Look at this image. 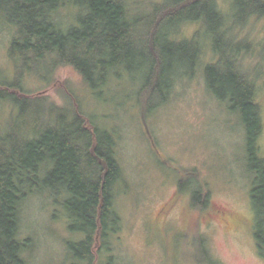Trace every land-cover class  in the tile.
Returning a JSON list of instances; mask_svg holds the SVG:
<instances>
[{
	"label": "trees",
	"instance_id": "16d2710c",
	"mask_svg": "<svg viewBox=\"0 0 264 264\" xmlns=\"http://www.w3.org/2000/svg\"><path fill=\"white\" fill-rule=\"evenodd\" d=\"M70 3L76 19L69 25L60 18V9ZM247 15L264 16V0H238ZM148 9L147 14L139 10ZM216 19L213 35L226 36L227 18L216 0H164L137 3L132 0H0V21L13 28L9 56L16 62L13 80L0 82V264H27L23 256L26 240L21 237L23 208L28 198L46 191L67 211L71 229L82 233L73 248L79 257L93 264L95 248L114 258L112 241L120 239L122 218L115 204L116 184L123 178L117 139L100 127L75 98V89L60 88L65 99L59 104L50 95L31 93L24 76L31 74L42 82L51 81L58 67L70 66L94 90L110 88L111 78L121 68L142 72L139 105L161 93V86L172 93L173 74L184 75L166 65L191 57V70L199 64L201 42L174 39L181 22ZM146 26L142 33L139 28ZM219 31H216V28ZM137 28V29H136ZM168 29V30H167ZM164 32V33H163ZM164 43H161L160 36ZM242 43V42H241ZM247 48V47H246ZM241 44L212 49L217 60L207 64L209 90L220 99H230L245 127L246 167L252 177L251 201L256 214L255 239L264 257V158L259 139L263 130L261 105L256 100L254 81L241 70ZM170 62V61H169ZM168 80L167 83V78ZM144 113L146 111L142 109ZM183 183H181V187ZM196 206L208 203L209 193L193 192ZM205 258L214 264L205 239ZM108 252H111L110 254Z\"/></svg>",
	"mask_w": 264,
	"mask_h": 264
},
{
	"label": "rangeland",
	"instance_id": "374dc122",
	"mask_svg": "<svg viewBox=\"0 0 264 264\" xmlns=\"http://www.w3.org/2000/svg\"><path fill=\"white\" fill-rule=\"evenodd\" d=\"M216 2L227 18L221 29H229L226 36L211 34L218 24L215 18L205 24L181 22L179 32L171 37L191 39L200 31L199 64L192 74L191 57L168 59L166 65L172 64L174 71L182 68L188 73L173 74L172 93L168 96L170 89L161 86V93L144 106L138 103L143 73L137 70L121 68L112 76L110 88L97 90L87 87L70 66L58 67L54 78L45 83L31 74L24 76L31 93L50 95L59 104L65 102L59 89L73 87L72 96L117 139L124 174L115 188L122 230L120 239L112 241L113 264H210L199 262L205 258L202 239L214 264H264L254 234L253 176L246 167L245 127L230 99H220L209 90L205 76L207 64L218 59L212 49L216 39L222 45L247 47L240 52V66L254 81L261 105L259 145L264 158V16L247 15L243 21L245 10L238 7V0ZM77 11L67 3L59 17L68 18L69 25ZM146 29L142 26L138 32ZM12 33L13 28L0 21V82L16 76V62L9 56ZM0 109L8 114L10 105ZM195 190H202L203 197L209 193L204 207L195 205ZM23 209L20 235L26 240L27 264H88L79 257L80 250L73 248L82 233L71 229L66 209L50 193H34ZM98 250H94L93 264H110L106 251Z\"/></svg>",
	"mask_w": 264,
	"mask_h": 264
}]
</instances>
